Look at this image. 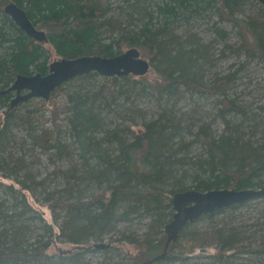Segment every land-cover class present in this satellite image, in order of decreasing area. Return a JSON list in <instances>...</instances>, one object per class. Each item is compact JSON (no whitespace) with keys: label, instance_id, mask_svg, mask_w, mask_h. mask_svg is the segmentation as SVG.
I'll list each match as a JSON object with an SVG mask.
<instances>
[{"label":"trees","instance_id":"trees-1","mask_svg":"<svg viewBox=\"0 0 264 264\" xmlns=\"http://www.w3.org/2000/svg\"><path fill=\"white\" fill-rule=\"evenodd\" d=\"M1 1H14L24 7L34 24H42L47 39L39 41L32 38L12 20L10 31L0 27V119H5L4 125H0V150L9 138V126L17 122L27 125L30 136L37 143H42L45 149L54 147L57 157L66 155L71 158L69 144L52 142L54 130L42 126L41 133H33L41 116L37 109L13 112L15 107L11 102L8 105L11 94L2 92L17 74L47 73L53 55L56 58L81 55L110 57L122 53L124 48L137 47L147 54L162 78L161 83L154 86L153 93L157 96L181 95V87L187 91L215 92L223 96L221 115L226 129L219 137L212 135L206 124L197 126L198 130L194 132V118L191 119L188 113L178 115V111L172 109L146 120L143 129L137 133L122 124L105 127L97 112L102 106L110 108L119 98L128 101L131 96L140 99L146 95L145 89L137 87V80L129 79L130 74L111 76L109 85L100 88L94 97L76 92L71 95L72 105L54 106V129L60 132L64 124L72 125L84 158L82 168L74 164L70 169L58 170L65 186L46 194L53 217L59 222L56 234L54 227L48 226V229L56 238L73 244L65 254H58L59 259L69 260V264H92L85 260L92 248L107 251L111 247L90 241L101 240L119 222L144 210L152 218L146 238L130 243L145 249L149 255L146 260H149L161 254L157 250L165 247L168 235L163 229L172 219L175 193L192 188L200 191L259 188L264 184L261 178L264 175V139L245 138L247 117L239 122L228 118L233 112L244 116L248 113L226 92L227 86L236 79L235 73L217 74L210 83H206L204 77L214 60L213 52L193 35L183 38L178 33L181 22L187 24L191 19L214 12L221 19L238 25L242 22L255 37L254 54L258 52L264 56V7L243 18L239 14L248 0H124L117 7L116 14L99 5L97 0ZM217 29L219 34H224L220 27ZM244 45L247 47L246 43ZM92 74L96 71L74 77L55 91L74 79L89 78ZM96 99L99 103H95ZM6 106L11 110L4 111ZM62 113L65 115L61 120ZM186 132L194 139L187 141ZM95 133H102V136L96 139L91 135ZM128 135L132 136L131 140ZM194 142L201 143L203 147L196 155L190 153ZM114 145L116 147L111 148ZM91 153L93 155L87 157ZM92 156L94 163L89 161ZM18 166L26 168L22 160H18ZM19 183L24 188L33 189L24 181ZM92 185L98 187V193L92 198L81 199L83 190ZM247 201L203 214L197 220H212L215 215L236 209ZM0 216L3 218L0 264H51L55 256L48 253L49 242L39 240L32 248L24 247V233L28 228L21 224L23 213L8 211ZM197 220L187 223L171 241L166 256L151 264L182 258L185 248L180 240L184 236L191 238L196 247H212L219 264H234L231 259L237 253L264 256V221L257 223L258 230L253 233L232 224V218L223 217L207 229L188 232ZM151 233L156 236L165 233L166 240L153 245L149 239ZM132 256L138 261L139 255ZM107 259L102 264H111L113 258Z\"/></svg>","mask_w":264,"mask_h":264},{"label":"rangeland","instance_id":"rangeland-1","mask_svg":"<svg viewBox=\"0 0 264 264\" xmlns=\"http://www.w3.org/2000/svg\"><path fill=\"white\" fill-rule=\"evenodd\" d=\"M97 1L102 7L110 8L111 13L114 14L118 11L117 7L124 3V0ZM6 4L0 0V27L3 26L10 31V20L13 21V19L4 11ZM261 7H264V5L259 0H248L239 16L244 18L250 13L256 14ZM240 25L235 24L234 21L221 19L217 13L209 12L204 17L191 19L187 24L181 22L178 33L183 38H190V35H193L200 43L207 45L210 52H213L214 60L207 67L204 77L206 83H210L217 74L221 76L235 73L236 79L227 86L226 92L229 98L235 100L248 113L247 116H244L233 112L228 115V118L234 122H239L247 117L248 120L245 121L244 125L245 138L253 136L255 139L262 140L264 139V56L258 52L254 54L256 48L255 37L245 29L242 22ZM37 26L44 29L41 23H38ZM217 27L224 30L223 35L218 33ZM244 43L251 50L247 49ZM46 47H49L48 44H46ZM127 49L124 48V51ZM141 55L150 63L152 62L144 51H141ZM56 57L53 55V60L57 59ZM90 77L84 76L72 80L69 84L55 91L49 100L34 97L19 102L14 109L12 108L13 112L19 111L22 113L27 112L29 109H37L38 114L41 116L33 133H41L42 126L54 130V132L56 131L55 134L53 132L52 142L69 144V157L71 158L66 155L62 158L57 157L56 148L45 149L42 143H37L30 136L27 125L17 122L9 126V138H7L4 148L0 150V215L8 211L9 213L11 211L23 213L21 224L28 228L24 233V247L32 248L39 240L49 242L48 253L55 256L51 264H69V260L62 261L59 259L58 254H65L64 252L72 248L73 244L61 241V239L55 237L54 232L51 233L48 229V226L54 227L56 234L59 222L53 217L52 209L47 204L46 194L48 191H54L65 186V180L59 175L58 170L70 169L74 164L82 168V164H84L76 130L72 128V125L67 126L66 124L61 127L60 132L55 130L52 124V109L54 106L62 108L64 105H72L71 95L76 92L90 94V97H94L93 95L100 88L109 85L111 76L102 75L96 71V74H92ZM129 79L131 81L137 80V87L145 89L146 95L140 99L131 96L128 101L125 98H119L120 100L117 99L110 108L102 106L97 112L105 127L106 125L114 127L117 124H122L137 133L143 129L146 120L158 117L166 109H172V111H178V115L188 113L190 118H194V132H197L196 127L201 124H206L208 130L216 137L225 132L226 125L221 115L222 95L215 92L187 91L181 87V95L159 97L153 93V90L156 83H161L162 78L152 63L148 73L140 76L130 74ZM8 93L11 94L8 101V105H10L11 100L17 97V93L16 91ZM95 103H99V100L96 99ZM3 110L10 111L11 109L6 106ZM64 115L65 113L60 115L61 120ZM61 120L58 122L61 123ZM4 123L5 119L1 117L0 125L3 126ZM91 135L98 139L102 136V133ZM185 136L187 141L194 139L189 132H186ZM128 139L131 140L132 136L128 135ZM115 147L116 145L111 146V148ZM106 148H110V146H106ZM202 150L201 143L194 142L190 148V153L196 155ZM87 155V157H90L93 154ZM18 160H22L26 168H19ZM94 160L93 156L89 158L90 163H94ZM261 178L264 179V175ZM44 179H46L45 183L40 184ZM21 181H24L33 189L24 188L19 183ZM97 193L98 187L92 185L83 190L81 199L92 198ZM222 217L224 219L232 218V224L238 225L247 233H253L258 230L257 223L264 221V197L250 199L236 209H227L223 213L215 215L212 220L206 218L197 220L188 229V232L207 229ZM151 221V216L142 210L138 214L131 215L130 219L119 222L117 227L105 233L101 240L90 241V243L102 242L103 244H109L108 247H111V250L92 248L85 256L86 262L102 264L109 260L108 257H111L113 258L111 264H142L149 255L145 252V249H139L137 245L130 242L145 239ZM2 225L3 218L0 216V229L3 227ZM163 231H165V227ZM161 235V233L157 236L151 233L149 239L153 241V245H158L166 240V234ZM180 243L185 248V254L182 258H177L171 262L159 261L156 264H219L218 256L213 255L214 250L212 247H196L193 240L191 238L187 239L186 236L181 238ZM177 250L179 249L177 248ZM162 251L163 246L157 250V253H162ZM228 252L230 253V251ZM135 254L139 255L138 261L132 256ZM231 261L235 262L234 264H264V256L261 257L252 253H237ZM107 263L110 264V262Z\"/></svg>","mask_w":264,"mask_h":264},{"label":"water","instance_id":"water-1","mask_svg":"<svg viewBox=\"0 0 264 264\" xmlns=\"http://www.w3.org/2000/svg\"><path fill=\"white\" fill-rule=\"evenodd\" d=\"M264 5V0H259ZM4 11L29 36L44 41L47 33L38 28L27 11L15 2L5 5ZM149 60L142 57L137 47H130L120 54L104 57L101 55H81L73 58L61 57L49 64V70L43 74H17L11 85L2 92L16 91L17 97L11 100L15 107L34 97L49 100L51 94L63 83L74 77L90 71H97L102 75H145L150 70ZM22 90L26 91L22 93ZM264 195V184L259 188H219L200 191L187 189L179 191L173 196L174 214L166 224L168 235L163 252L142 264H151L157 259L164 258L171 241L177 237L180 230L189 222L199 219L203 214L213 213L216 210L241 203Z\"/></svg>","mask_w":264,"mask_h":264},{"label":"bare ground","instance_id":"bare-ground-1","mask_svg":"<svg viewBox=\"0 0 264 264\" xmlns=\"http://www.w3.org/2000/svg\"><path fill=\"white\" fill-rule=\"evenodd\" d=\"M12 2H14V1H12ZM8 3H11V2H8ZM8 3H7V4H8ZM15 3H16V2H15ZM19 6H20V5H19ZM4 8H5V7H4ZM22 8H24V7H22ZM24 9H25V8H24ZM25 10H26V9H25ZM32 38H33V37H32ZM63 84H64V83H63ZM63 84H62V85H63ZM62 85H60V86H62ZM60 86H59V87H60ZM57 88H58V87H57ZM25 92H26V91H23V93H25ZM35 128H36V127H35Z\"/></svg>","mask_w":264,"mask_h":264}]
</instances>
